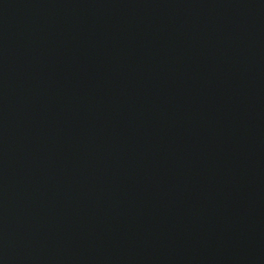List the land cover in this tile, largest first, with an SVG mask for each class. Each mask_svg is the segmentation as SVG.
Masks as SVG:
<instances>
[{
	"label": "water",
	"instance_id": "95a60500",
	"mask_svg": "<svg viewBox=\"0 0 264 264\" xmlns=\"http://www.w3.org/2000/svg\"><path fill=\"white\" fill-rule=\"evenodd\" d=\"M0 264H264V0H0Z\"/></svg>",
	"mask_w": 264,
	"mask_h": 264
}]
</instances>
